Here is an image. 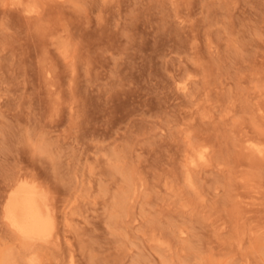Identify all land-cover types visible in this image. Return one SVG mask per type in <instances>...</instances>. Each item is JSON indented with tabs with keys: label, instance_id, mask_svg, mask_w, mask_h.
I'll return each instance as SVG.
<instances>
[{
	"label": "rangeland",
	"instance_id": "obj_1",
	"mask_svg": "<svg viewBox=\"0 0 264 264\" xmlns=\"http://www.w3.org/2000/svg\"><path fill=\"white\" fill-rule=\"evenodd\" d=\"M253 142L264 0H0V264H264ZM20 175L57 241L8 225Z\"/></svg>",
	"mask_w": 264,
	"mask_h": 264
},
{
	"label": "bare ground",
	"instance_id": "obj_2",
	"mask_svg": "<svg viewBox=\"0 0 264 264\" xmlns=\"http://www.w3.org/2000/svg\"><path fill=\"white\" fill-rule=\"evenodd\" d=\"M181 85L179 87L182 90L188 88L186 82L181 83ZM248 145L260 156L264 155V147L259 143L253 142ZM250 147L247 146V148ZM206 156V150H200L197 158L195 157L192 160L193 165L197 162H205ZM18 177L16 183H13V187L11 186L12 190L5 204L4 217L8 225L28 243L49 242L55 239L57 241L59 237L55 236V213L46 194L47 192L35 181L25 178V175ZM189 179L192 180L191 177ZM1 260L2 264H9L8 257L3 256ZM29 264L39 263L35 257H30Z\"/></svg>",
	"mask_w": 264,
	"mask_h": 264
}]
</instances>
